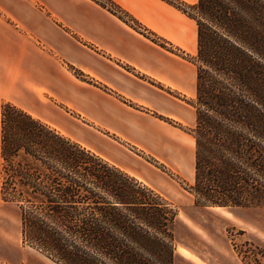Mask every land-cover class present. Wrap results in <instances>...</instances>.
Returning a JSON list of instances; mask_svg holds the SVG:
<instances>
[{
	"label": "trees",
	"instance_id": "obj_1",
	"mask_svg": "<svg viewBox=\"0 0 264 264\" xmlns=\"http://www.w3.org/2000/svg\"><path fill=\"white\" fill-rule=\"evenodd\" d=\"M195 185L200 203L264 206V0H198ZM2 199L22 242L56 264H173L160 195L28 112L1 114Z\"/></svg>",
	"mask_w": 264,
	"mask_h": 264
},
{
	"label": "rangeland",
	"instance_id": "obj_2",
	"mask_svg": "<svg viewBox=\"0 0 264 264\" xmlns=\"http://www.w3.org/2000/svg\"><path fill=\"white\" fill-rule=\"evenodd\" d=\"M133 1L150 8L146 19L135 17L117 0H0V28L10 29L19 39H25L27 54L37 53L42 57L36 68L41 70L43 82H50V76H46L50 68L59 74L56 82L59 95L51 96L46 90L39 100L28 98V94L25 97L22 85L14 83L10 91L0 87L2 107L9 103L8 98H17V104H9L31 113L160 195L177 213L173 264H264V206L219 207L200 203L192 189L196 162L198 44L197 25L191 16L195 14L193 7L198 0ZM99 13L116 17L174 59L186 63L188 79L194 75V92L184 93L145 76L110 58L86 39L81 28L94 17L100 19ZM150 23L168 34L152 29ZM183 42L189 46L180 45ZM82 53L144 81L154 90L163 91L172 103L171 114L162 115L154 108L139 106L101 80L98 72L90 74L75 65L71 54ZM19 67L23 78L25 70L28 74L35 71L30 59ZM30 86L27 82L26 87ZM88 92L94 100L98 96L113 97L160 121L166 142L141 147L139 140L129 143L106 132L98 121L82 112ZM1 114L2 111L0 121ZM2 164L0 124V264H56L22 242L21 211L16 203L2 199Z\"/></svg>",
	"mask_w": 264,
	"mask_h": 264
},
{
	"label": "crops",
	"instance_id": "obj_3",
	"mask_svg": "<svg viewBox=\"0 0 264 264\" xmlns=\"http://www.w3.org/2000/svg\"><path fill=\"white\" fill-rule=\"evenodd\" d=\"M117 2L122 4L135 17H139L140 20L146 19L150 9L148 6L141 7L133 0H117ZM95 12L98 11L95 10ZM98 16L100 19L97 20L96 17L90 19V22L86 23L81 29L85 38L102 49L107 56L116 59L121 64L131 66L143 75L152 77L178 91L184 93L194 92V75L192 73V76L188 79L186 63L174 59L171 54L165 53L116 17L104 13L101 15L99 13ZM149 25L165 36L168 34L153 23ZM193 25L195 26L194 22ZM180 45H184L185 48L189 46L184 42ZM26 52L25 39H19L10 29L0 28V87L3 89L8 88V91H10L14 83L17 86L22 85V93L25 94V97L28 94V98L33 100H39L47 91L51 96L59 95L56 83L59 77L58 71L50 68L49 72L46 73V76H50V82L44 83L41 70L37 71L36 68L37 63H41L42 57L38 56L37 53L27 54ZM28 59L33 61L35 71L28 74L25 70L26 76L23 78L21 76L24 73H21L19 66L22 67L24 63L26 64ZM71 59L75 65L82 67L90 74L98 72L97 74H99L101 80L108 85H112L120 95L139 106L154 108L162 115L171 114L172 103L163 91L154 90L144 81L140 82L133 79L88 53L71 54ZM18 67L19 69H17ZM27 82L31 84L29 89L26 87ZM92 95L88 92L81 107L82 112L87 117L98 121L106 132L114 134L129 143H135L139 140L138 144L141 147L150 146V143L157 144V141L161 145L166 142V139H164V125L160 121H155L150 115L127 107L113 97L105 99L98 96V100H94ZM1 97L2 95H0V112L2 111ZM16 100L18 99L10 97L7 102L17 104Z\"/></svg>",
	"mask_w": 264,
	"mask_h": 264
}]
</instances>
